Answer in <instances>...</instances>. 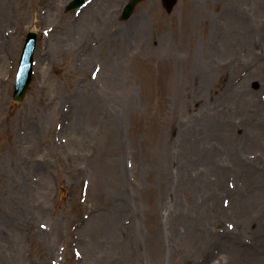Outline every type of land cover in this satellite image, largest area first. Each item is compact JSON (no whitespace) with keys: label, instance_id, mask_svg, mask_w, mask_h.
Segmentation results:
<instances>
[{"label":"rangeland","instance_id":"obj_1","mask_svg":"<svg viewBox=\"0 0 264 264\" xmlns=\"http://www.w3.org/2000/svg\"><path fill=\"white\" fill-rule=\"evenodd\" d=\"M55 1L0 0V264H264V0Z\"/></svg>","mask_w":264,"mask_h":264},{"label":"water","instance_id":"obj_2","mask_svg":"<svg viewBox=\"0 0 264 264\" xmlns=\"http://www.w3.org/2000/svg\"><path fill=\"white\" fill-rule=\"evenodd\" d=\"M139 1L140 0H133L132 3H131V6L128 8V10L131 9L132 7H134ZM164 3H165V6L168 9H171L172 6H173V4L175 3V0H164ZM34 36H35L34 33H31L30 36H29V39H28L29 42L27 44V48H26V51H25L24 61L27 60V58H28L27 55L30 54L31 48L29 46L31 45V41L34 38ZM28 79H29V74L28 75H25L24 78L20 81V84L18 86V89L19 90H21L25 86V84L27 83ZM23 97H24V94L22 96H19L18 94L15 95V99L18 100V101H21Z\"/></svg>","mask_w":264,"mask_h":264},{"label":"bare ground","instance_id":"obj_3","mask_svg":"<svg viewBox=\"0 0 264 264\" xmlns=\"http://www.w3.org/2000/svg\"><path fill=\"white\" fill-rule=\"evenodd\" d=\"M59 0H56L55 2H53L52 4H51V7L50 8H52L57 2H58ZM115 1H117V0H103V4H107V5H110V4H112L113 2H115ZM102 7V6H101ZM103 8V7H102ZM252 35L256 38L257 37V31L255 30V28H252ZM230 194H232V193H230ZM235 240V239H234ZM236 241V240H235ZM233 243V242H232ZM215 264H220L219 262H217V263H215Z\"/></svg>","mask_w":264,"mask_h":264}]
</instances>
